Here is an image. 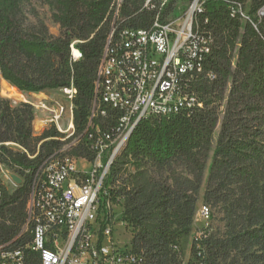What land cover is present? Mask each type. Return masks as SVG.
<instances>
[{"label":"trees","instance_id":"16d2710c","mask_svg":"<svg viewBox=\"0 0 264 264\" xmlns=\"http://www.w3.org/2000/svg\"><path fill=\"white\" fill-rule=\"evenodd\" d=\"M22 1L0 0L1 79L24 94L72 85L70 138L73 146L80 142L65 154L92 160L87 136L93 105V123L103 134H112L120 119L99 103L95 90L113 2L41 0L59 26V36L52 37L44 25L27 23ZM143 2L124 0L121 28L150 26L152 14L140 12ZM231 2L243 6L246 19L232 16ZM263 7L264 0L204 4L198 28L212 45L188 84L202 108L188 117L141 120L108 169L102 200L122 206L130 247L146 264H181L187 251V264H264V14L258 16ZM72 44L81 55L77 61ZM33 121L32 106H12L0 96V168L22 182L9 191L0 180V247L30 242V227L24 228L33 183L43 163L69 141L54 126L34 135ZM200 199L221 213L224 229L207 227L189 242ZM28 261L38 264L33 254Z\"/></svg>","mask_w":264,"mask_h":264},{"label":"built area","instance_id":"2783aa9c","mask_svg":"<svg viewBox=\"0 0 264 264\" xmlns=\"http://www.w3.org/2000/svg\"><path fill=\"white\" fill-rule=\"evenodd\" d=\"M208 1L219 0H144L140 12L152 14L150 26L131 29L120 27L124 0H112L117 17L103 49L95 90L99 103L100 96L118 95V104L109 107L119 112L120 126L112 128V134H103L93 123L98 113V106L93 105L87 148L94 158L71 157L65 154L70 150H62L43 163L27 208L30 242L24 248L0 247V264H28L29 254L36 256L38 264H146L130 245L113 238L116 222L125 232L129 230L121 214L116 218V206L102 200L108 192L103 181L110 167L105 155L113 154L125 132L143 119L188 117L202 108L188 84L196 76L194 65L203 62L212 45L198 28V17ZM228 10L244 9L231 2ZM263 14L264 7L258 16ZM70 48L73 60H79L81 55L73 44ZM176 87L185 88V97H177ZM60 92L66 107L36 108L48 114L44 126H54L62 133L59 123L64 119L66 131L70 130L75 90L71 85ZM99 113L106 114L104 110ZM210 215V208L202 204L194 220L199 218L207 225ZM200 236L201 230L192 240Z\"/></svg>","mask_w":264,"mask_h":264},{"label":"rangeland","instance_id":"374dc122","mask_svg":"<svg viewBox=\"0 0 264 264\" xmlns=\"http://www.w3.org/2000/svg\"><path fill=\"white\" fill-rule=\"evenodd\" d=\"M21 9L29 25L36 26L38 24H42L46 27L47 32L50 36L52 37L59 36L60 33L59 26L53 23L51 19L52 10L49 8V6L45 5L41 0H23ZM182 11L183 10L178 11L175 16L179 17ZM4 82L0 81V96L3 99L9 101V103L12 106H17L18 104L21 103H25V104L29 103L30 106L32 105L35 106V107L32 106L34 112V121L32 123V130H33V134L36 136L40 135L43 131L51 127V125L44 126L45 120L48 119V114L47 113L45 114L42 110L37 108H40V105H44L48 109L54 107L56 104H61L65 107L67 105L65 96L60 92V90L46 91L38 94H24L16 90L10 84L8 83L4 84ZM66 123L67 122L65 119L62 120L61 123H59V128L62 131L61 134H63L64 136V139L62 141L67 140V138L70 135V133L66 131L67 130ZM73 141H74L73 139L69 138L68 143L63 148H66L67 146L71 145ZM0 180L7 187L9 191L14 190L17 186H19L22 183L18 177L5 171L3 168H0ZM16 182H20V184L17 185ZM203 191H204V186L201 188L200 198L203 195ZM202 204L204 205V203L200 199L196 206V213L200 205ZM113 211L116 218L118 219V216H120L122 212V206L121 205L116 206V208H114ZM210 212H211V217L207 222V225L204 222H202L199 218H196V220H194L189 242L192 240V237L196 236L199 233V231L202 230L203 228L210 227L212 232H218V233L223 232L224 224L222 222L221 213H219L218 210H215L213 208H210ZM27 231L28 229L26 226L24 228V232ZM113 238L119 244L127 243L129 245L131 235L129 232H125L123 230L119 222H116L115 233L113 235ZM188 254L189 252L187 251L186 254L184 255V262L188 260ZM224 264H230V263H224Z\"/></svg>","mask_w":264,"mask_h":264},{"label":"bare ground","instance_id":"6f19581e","mask_svg":"<svg viewBox=\"0 0 264 264\" xmlns=\"http://www.w3.org/2000/svg\"><path fill=\"white\" fill-rule=\"evenodd\" d=\"M231 12H232V16L238 14V16H240L241 19H243V20L246 19L244 12H242L241 10H231ZM115 17H117V10L114 9V3H113L112 9H111V25H114ZM207 43H210V41L208 39H207ZM208 52H209V48L207 49V53ZM197 71H200L199 65H198ZM0 81L4 82L3 80H1V77H0ZM5 83L6 82H4V84ZM176 95H177V97H185V94L180 90V87H176ZM100 103L108 105V106L116 105V104H118V95L100 96ZM70 125H71L69 128L70 130H68L70 135L67 139H69L73 135L72 108L70 110ZM119 126H120V119L118 121L117 128H119ZM135 127H136V125H135ZM135 127H133V129L129 130L128 132H125V134L123 135V138H121L120 142L118 143V146H116L115 150H113V154H109L108 166L111 165L115 156L122 151V149L124 148L125 144L129 140V138H130ZM74 144H75V141H73V143L71 145L64 148V150H67L68 148H70V146H73ZM107 172H108V169H106V174H107Z\"/></svg>","mask_w":264,"mask_h":264},{"label":"water","instance_id":"95a60500","mask_svg":"<svg viewBox=\"0 0 264 264\" xmlns=\"http://www.w3.org/2000/svg\"><path fill=\"white\" fill-rule=\"evenodd\" d=\"M16 184H17V185H19V184H20V182H16Z\"/></svg>","mask_w":264,"mask_h":264}]
</instances>
